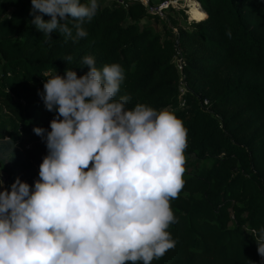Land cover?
I'll use <instances>...</instances> for the list:
<instances>
[{"label":"trees","instance_id":"trees-1","mask_svg":"<svg viewBox=\"0 0 264 264\" xmlns=\"http://www.w3.org/2000/svg\"><path fill=\"white\" fill-rule=\"evenodd\" d=\"M195 2L205 13L181 26L140 3L124 8L98 0L84 24L88 36L65 42L58 31L46 40L31 23V0H0V154L10 153L0 156V191H10L17 177L28 184L39 179L48 149L33 129L50 131L56 117L38 94L45 77L65 70L82 76L89 69L80 62L91 55L98 68L124 69L117 98L130 94L128 109L143 103L167 110L187 130L190 166L170 201L175 247L152 264H264L250 235L264 227V0ZM144 19L163 32L140 24ZM179 52L182 75L173 61ZM67 55L71 62L61 59Z\"/></svg>","mask_w":264,"mask_h":264},{"label":"clouds","instance_id":"clouds-1","mask_svg":"<svg viewBox=\"0 0 264 264\" xmlns=\"http://www.w3.org/2000/svg\"><path fill=\"white\" fill-rule=\"evenodd\" d=\"M31 5V23L46 40L58 31L65 42L86 38L84 24L99 8L98 0ZM80 63L86 74L47 76L38 93L56 112L50 131L33 129L48 154L34 187L17 177L0 191V264H152L175 247L170 201L184 186L187 130L167 110L128 109L131 95L117 98L121 65L98 68L91 55ZM250 235L264 258V227Z\"/></svg>","mask_w":264,"mask_h":264},{"label":"rangeland","instance_id":"rangeland-1","mask_svg":"<svg viewBox=\"0 0 264 264\" xmlns=\"http://www.w3.org/2000/svg\"><path fill=\"white\" fill-rule=\"evenodd\" d=\"M188 1H190V0H188ZM193 1H195V0H193ZM102 2H103V4L111 5L113 0H102ZM151 3L153 6H158V4H159L158 0H151ZM186 5L187 4H186L185 0H171V1H169V5H168L169 7H167V9H165V12H164L165 14H163L162 19L167 21L168 16H172V19H176L179 22V24H181V26H184V25H189L191 23L190 19L200 20L202 13H205L199 5L198 7H200L201 14H199L195 18H191V15L188 14V12H190V10H189V8L186 7ZM170 7L172 8V12H170V10H169ZM176 9H178L179 11L178 10L176 11ZM182 13L187 16V20L183 19ZM140 24H152V26L155 29H157L159 32H161V33L163 32L162 25L161 24L155 25L153 21L144 19L140 22ZM2 146H3V143H0V148ZM8 154H10V153L3 152V154H0V156H6ZM188 163L191 164L192 160H190ZM188 166H190V165L186 164V167H188ZM34 183H31L29 185L31 187H34Z\"/></svg>","mask_w":264,"mask_h":264},{"label":"built area","instance_id":"built-area-1","mask_svg":"<svg viewBox=\"0 0 264 264\" xmlns=\"http://www.w3.org/2000/svg\"><path fill=\"white\" fill-rule=\"evenodd\" d=\"M117 1H119L121 6H123L124 8H127L128 5L132 2L140 3L147 10L148 13L157 15L158 17H160L162 19L163 14H165L164 13L165 9H167V7H169L168 6L169 1H171V0L161 2L158 4V6H153L151 3V0H117ZM172 30H173L174 34L177 33V30L175 28H173ZM173 61L175 62L180 75H182V67L181 66L183 64V61H182V55L180 52L178 53L177 57H174ZM180 90L182 92V88H180ZM207 103H208L207 100H204L202 102L203 106H205V107L207 106Z\"/></svg>","mask_w":264,"mask_h":264},{"label":"bare ground","instance_id":"bare-ground-1","mask_svg":"<svg viewBox=\"0 0 264 264\" xmlns=\"http://www.w3.org/2000/svg\"><path fill=\"white\" fill-rule=\"evenodd\" d=\"M186 1V7L189 8L190 12H188V14L191 15V18H195L196 16H198L199 14H201V10L200 7H198L197 3L193 0H185ZM204 13H202L203 16Z\"/></svg>","mask_w":264,"mask_h":264}]
</instances>
